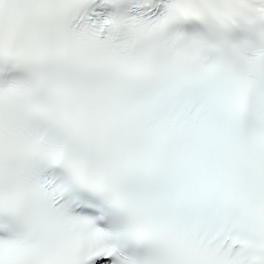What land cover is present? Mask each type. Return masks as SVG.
<instances>
[{
	"label": "snow or ice",
	"instance_id": "obj_1",
	"mask_svg": "<svg viewBox=\"0 0 264 264\" xmlns=\"http://www.w3.org/2000/svg\"><path fill=\"white\" fill-rule=\"evenodd\" d=\"M0 264H264V0H0Z\"/></svg>",
	"mask_w": 264,
	"mask_h": 264
}]
</instances>
